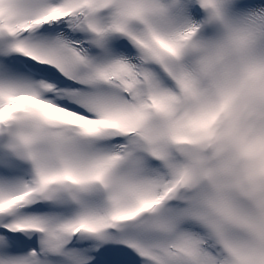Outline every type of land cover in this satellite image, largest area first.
Masks as SVG:
<instances>
[{
    "label": "snow or ice",
    "instance_id": "6c2138e0",
    "mask_svg": "<svg viewBox=\"0 0 264 264\" xmlns=\"http://www.w3.org/2000/svg\"><path fill=\"white\" fill-rule=\"evenodd\" d=\"M0 264H264V0H0Z\"/></svg>",
    "mask_w": 264,
    "mask_h": 264
}]
</instances>
